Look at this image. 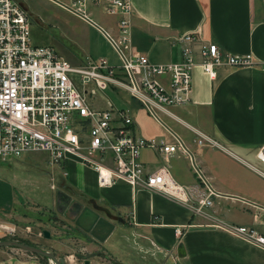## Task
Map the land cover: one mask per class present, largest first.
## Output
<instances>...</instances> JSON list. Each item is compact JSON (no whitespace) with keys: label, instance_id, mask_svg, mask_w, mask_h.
Here are the masks:
<instances>
[{"label":"crops","instance_id":"0c3cea01","mask_svg":"<svg viewBox=\"0 0 264 264\" xmlns=\"http://www.w3.org/2000/svg\"><path fill=\"white\" fill-rule=\"evenodd\" d=\"M130 3L133 15L123 53L144 55L152 64L175 62L180 57L177 36L198 30L221 52L250 54L255 63L219 67L211 79L196 55L189 102L167 107L172 115L158 111L161 122L122 88L110 85L100 90L88 81L81 82L83 90L77 89L87 94L94 109L109 104L127 109L134 134L183 146L185 153L179 149L167 158L172 178L199 191L209 185L214 191L210 209L219 220L264 234V163L255 157L264 147V0ZM62 10L71 20L63 23V37L75 49L67 52L61 44L58 52L49 46L73 66L104 58L122 77L113 46L119 38V15L88 4V21ZM157 80L166 86L168 76L159 75ZM194 130L224 149L197 145ZM139 160L146 172L162 163L150 148L140 150ZM48 171L56 185L54 193L64 204L61 211L70 214L75 234L116 264H264V248L230 230L210 226V221L161 193L123 182L99 186L95 171L73 156L60 165H48ZM176 228L180 235L175 234ZM0 264L42 262L34 256L8 254L0 255Z\"/></svg>","mask_w":264,"mask_h":264},{"label":"built area","instance_id":"2783aa9c","mask_svg":"<svg viewBox=\"0 0 264 264\" xmlns=\"http://www.w3.org/2000/svg\"><path fill=\"white\" fill-rule=\"evenodd\" d=\"M48 1L85 20L88 4L119 15V38L113 46L120 57L122 77L116 76L104 58L73 66L51 46L31 43L26 11L13 0H0V159L42 152L49 164L60 165L67 156H73L95 171L99 186L123 182L161 193L210 221V226L230 230L264 248L263 233L223 222L214 215L210 209L214 191L210 187L199 191L172 178L167 158L179 149L185 153L183 146L134 134L127 109L110 104L102 110L94 109L71 79L72 74L77 75L82 83L92 81L100 90L110 85L122 88L151 115L158 111L172 115L167 107L182 106L190 100L196 55L201 70L211 79L219 67L253 65L252 56L221 52L195 30L175 39L179 60L152 64L144 55L121 50L128 40L133 15L130 0ZM164 74L168 76L166 86L157 80ZM194 133L197 145L224 149L209 136L197 130ZM142 148H150L162 160L150 172L139 160ZM255 157L264 163V147ZM180 232L175 229L176 235ZM15 233L12 223L0 220V240L12 239Z\"/></svg>","mask_w":264,"mask_h":264},{"label":"rangeland","instance_id":"374dc122","mask_svg":"<svg viewBox=\"0 0 264 264\" xmlns=\"http://www.w3.org/2000/svg\"><path fill=\"white\" fill-rule=\"evenodd\" d=\"M13 1L28 14L31 43L51 45L58 52L61 44L67 52L75 49L63 37V23L71 20L61 8L48 0ZM71 77L75 86L83 90L79 77ZM82 94L88 100L87 94ZM48 165V159L42 152L0 159V220L15 226L16 233L12 239L50 251L56 257L64 258V264H82L84 260L89 264H116L75 234L70 214L61 211L64 204L54 193L56 185L48 176ZM30 197L41 202H34ZM42 231L49 234L47 238ZM8 254L34 256L42 264H52L46 258L17 248L0 247V255Z\"/></svg>","mask_w":264,"mask_h":264},{"label":"water","instance_id":"95a60500","mask_svg":"<svg viewBox=\"0 0 264 264\" xmlns=\"http://www.w3.org/2000/svg\"><path fill=\"white\" fill-rule=\"evenodd\" d=\"M86 20H88L86 18ZM89 21V20H88ZM152 115L157 119L159 120V118L157 117V115L152 112ZM160 121V120H159ZM161 122V121H160ZM165 126V125H164ZM166 127V126H165ZM167 128V127H166ZM168 129V128H167ZM169 130V129H168ZM170 131V130H169ZM171 132V131H170ZM196 168V167H195ZM197 170V168H196ZM198 171V170H197ZM199 173V172H198ZM200 177L205 180L203 178V176L199 173ZM207 185L208 183L205 182ZM209 186V185H208ZM43 233V236L45 238L48 237V233L46 231H42ZM0 247H13V248H17V249H20L24 252H27V253H30V254H34V255H39L43 258H46L47 260H49L52 264H64V258L62 257H56L52 252L50 251H47V250H44L42 248H39V247H36V246H33V245H30V244H27V243H23V242H20V241H17V240H13V239H1L0 240ZM82 264H89V261L88 260H84L82 262Z\"/></svg>","mask_w":264,"mask_h":264},{"label":"trees","instance_id":"16d2710c","mask_svg":"<svg viewBox=\"0 0 264 264\" xmlns=\"http://www.w3.org/2000/svg\"><path fill=\"white\" fill-rule=\"evenodd\" d=\"M27 253V252H26ZM30 254V253H29ZM32 255H34V254H32ZM35 256H39V255H35ZM39 257H41V256H39Z\"/></svg>","mask_w":264,"mask_h":264}]
</instances>
